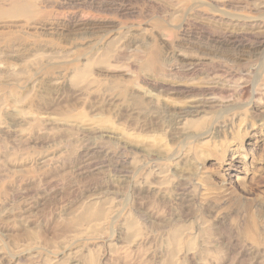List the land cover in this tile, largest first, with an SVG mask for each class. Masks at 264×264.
<instances>
[{
	"label": "rangeland",
	"instance_id": "1",
	"mask_svg": "<svg viewBox=\"0 0 264 264\" xmlns=\"http://www.w3.org/2000/svg\"><path fill=\"white\" fill-rule=\"evenodd\" d=\"M150 1L0 0V264H264V0Z\"/></svg>",
	"mask_w": 264,
	"mask_h": 264
},
{
	"label": "bare ground",
	"instance_id": "2",
	"mask_svg": "<svg viewBox=\"0 0 264 264\" xmlns=\"http://www.w3.org/2000/svg\"><path fill=\"white\" fill-rule=\"evenodd\" d=\"M196 2V4H199V2H200V0H195ZM149 2H151L150 0H149ZM202 4V3H201ZM210 7V6H209ZM190 8V7H189ZM220 8V7H219ZM191 9V8H190ZM259 9V8H258ZM188 10V9H187ZM218 10V9H217ZM220 10V9H219ZM218 10V11H219ZM222 11V10H221ZM223 11H226V10H223ZM215 12V11H214ZM222 14H225V15H229V16H231V18L232 17H242V18H248V17H246V16H234V14L233 15H231L229 12H223ZM203 15V14H202ZM237 15V14H236ZM211 17V16H210ZM226 18V17H225ZM208 19V18H207ZM219 19V18H218ZM259 19V18H258ZM249 22V21H248ZM258 22V21H257ZM204 23V22H203ZM230 23H231V21H230ZM242 23V22H241ZM262 23V22H261ZM202 25V24H201ZM200 25V26H201ZM223 25H224V23H223ZM234 25V24H233ZM237 25V24H236ZM240 25V24H239ZM238 25V26H239ZM245 25V24H244ZM248 26H249V24H247ZM254 25V24H253ZM233 27V26H232ZM258 27V26H257ZM260 27V26H259ZM204 28H205V26H204ZM243 28H245V26L243 27ZM247 29H249V28H247ZM221 30V29H220ZM230 30V29H229ZM232 30V29H231ZM236 30V29H235ZM246 30V29H245ZM218 36H220V35H218ZM258 36V35H257ZM222 37V36H221ZM213 38V37H212ZM217 39H218V37H217ZM221 39V38H220ZM226 38L224 37V40H225ZM231 40V39H230ZM224 42V41H223ZM227 43V42H226ZM234 43V42H233ZM229 44V43H228ZM98 137V136H97ZM117 172V171H116ZM112 220V219H111Z\"/></svg>",
	"mask_w": 264,
	"mask_h": 264
}]
</instances>
